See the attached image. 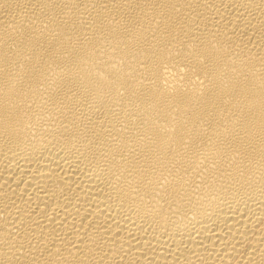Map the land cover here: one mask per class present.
I'll return each instance as SVG.
<instances>
[{
    "label": "bare ground",
    "instance_id": "1",
    "mask_svg": "<svg viewBox=\"0 0 264 264\" xmlns=\"http://www.w3.org/2000/svg\"><path fill=\"white\" fill-rule=\"evenodd\" d=\"M0 264H264V0H0Z\"/></svg>",
    "mask_w": 264,
    "mask_h": 264
}]
</instances>
